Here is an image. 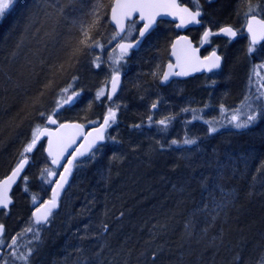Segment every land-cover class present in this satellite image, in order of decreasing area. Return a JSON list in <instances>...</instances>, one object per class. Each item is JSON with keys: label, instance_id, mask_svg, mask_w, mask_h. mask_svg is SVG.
I'll list each match as a JSON object with an SVG mask.
<instances>
[{"label": "trees", "instance_id": "trees-1", "mask_svg": "<svg viewBox=\"0 0 264 264\" xmlns=\"http://www.w3.org/2000/svg\"><path fill=\"white\" fill-rule=\"evenodd\" d=\"M113 1L102 0V20L93 32L102 47L84 49L70 64L66 63L70 46L97 0H75L63 16L57 8L67 0H15L5 12L0 20V166L6 169L0 171V179L17 158L26 156L22 148L28 135L56 107L64 89L82 83L104 88L99 75L106 65L105 51L116 49L119 41L109 21ZM249 3L257 9L252 14L264 18V0H220L216 16L227 26H237L240 16L250 15ZM175 35L173 23H161L134 52L129 63L137 71L133 69L127 103L115 110L118 130L109 129L95 156L74 166L69 188L47 228L41 229L28 216L31 192L15 188L14 203L9 211L0 212V222L6 225L3 237L8 244L17 240L16 253L33 249L27 264H261L264 124L187 136L196 141L192 145L183 143L184 136L173 137L148 103L164 92L159 73ZM228 51L221 88L210 86L204 76L202 83L200 77L182 83L184 91L178 92L191 97L202 84L214 96L222 93L218 101L235 92L240 100L242 77L236 76L234 84ZM131 73L128 70L126 78ZM149 91H155L154 97ZM105 100L106 107L95 103L91 114L103 117L114 101ZM59 114L60 121L85 122ZM29 228L38 231L34 235L26 231ZM2 248L0 264H25L12 255V248Z\"/></svg>", "mask_w": 264, "mask_h": 264}, {"label": "rangeland", "instance_id": "rangeland-1", "mask_svg": "<svg viewBox=\"0 0 264 264\" xmlns=\"http://www.w3.org/2000/svg\"><path fill=\"white\" fill-rule=\"evenodd\" d=\"M219 1L220 0H190V2L195 8L201 9L203 11L202 20L204 22V26L201 28L200 33H198V30L197 31L190 30L189 34L193 37L194 41H196L197 45H201L202 40L200 35L204 34V32L207 29H210L213 35H210L209 39L207 40L206 46H204L205 47L204 51L207 54L212 49L217 50L223 56L224 62L229 55L227 54V51L229 49L232 51L230 57V62H231L230 64L235 79V80L233 79V82H235L234 84H237L236 76H241V77L244 76L245 65H246V75L243 78V85L239 91V94H241V98L235 106H233V104H229L230 107H228V105L225 104V101L229 100V97H226V94L222 95L223 97L226 98L222 97V99H220L219 101L216 99L217 95L222 93L217 94L215 97L212 95L213 98H207L205 100H199L194 97H187L184 94L178 93L177 96H174V98H176V101H174V103H170L172 101L171 99H174L173 97L169 99L168 102H166V100H163V98H158L156 100H152L151 102H149L150 100H148L149 102L148 105L150 107H153L154 104L156 105V107H153L154 116H159L158 117L159 120L166 121L167 128L170 129L172 136L175 138L184 136L185 139H187L186 136L187 133L192 137L194 136L200 137V136H206L207 134H213L208 127H215L218 130L223 129L224 122L227 121L228 124L226 122L225 123L226 125H229L231 116L234 113L238 114L241 117V119H244L245 114L248 111L249 103L253 104V108L259 106L260 111L264 112V97H262L259 100L256 99V97L259 94L264 93V87H262V85H264V44H262L261 46L252 44V42H250L248 37L243 33L242 29L245 26L248 14L245 16L243 15L240 16L239 21L241 19L242 21L239 22L237 26L230 25L237 33L238 37L236 40H231L222 37L220 35V29L221 27L226 25L223 23L222 19H219L216 16L217 13L216 6H217V2ZM257 15L260 14L257 13ZM161 23H159V26L161 25ZM133 24L134 25L128 27L127 34L125 36L126 40H132L136 38L138 25L137 23L136 24L133 23ZM166 34L167 33L165 32V35ZM117 44L115 46L116 49L113 50V48L112 49L110 48L107 50V52L105 51V56H104L105 60L103 62L106 65H103L104 71L102 70L101 74L99 75V80H100L99 86L104 88L97 89L96 88L97 86L94 87L93 85L91 86V88H89L86 86V84L84 85L83 83L82 85H78V86L71 85L67 89L68 90L67 92L64 91L62 93V96L59 98L56 107H53L52 108L53 110L50 113L44 115V119H45L43 120L44 122L42 121L38 123L39 126L36 125V129L45 125L47 118L49 116H52L53 114H54L53 116L57 117L59 120L60 118L58 117V115H56V113L66 115L68 119H74L75 117H79L80 119L85 120L84 123L86 124L98 125L105 117H107L109 111L107 110V108H106L107 111L104 109L103 113H101V115L103 116L101 118H99L100 116L98 114H97L98 116H94L93 114H91V111L93 110L95 103L103 102L104 106L106 107V100L104 101V98L105 99L108 98L107 96L108 85L110 78L112 77V75L115 74V70H118V73L123 74L124 77L123 85L117 96L111 99L114 101L111 104L112 106L109 107V109L111 110L114 109L113 110L114 112L115 110L119 111V104L124 102L127 103L125 101L126 100L125 97L129 89L128 85L129 82L131 81V77H133V75L136 73L134 71H137L136 68H131L132 66L129 63L133 59V54L135 51L130 52L129 54L125 55L123 59H120V52L117 50ZM243 52H244V56H243ZM241 58L244 59L241 60ZM117 60H119V63L116 62ZM168 60H169V56H167L166 61L164 62L166 63ZM128 70H132V73L128 78H126V72ZM220 76H223L222 80L226 79L225 68L223 69V67L219 72L211 74L206 77H208L207 80L209 81L212 80L214 82L216 81L219 82ZM201 77L204 76H200L199 79L200 83L203 82ZM74 84H76V81L74 82ZM172 85H176V84H172ZM236 88H238L237 85ZM101 89L103 90V95H100L98 97L97 94L101 92ZM173 91L174 88L169 89V92H173ZM181 91H183V88H181ZM154 93L155 91H151V92L149 91V95L151 97H154ZM194 93L197 94L198 97H207V94L203 89H197L195 90ZM69 97L73 98L74 103L71 105H64L63 101L65 99H68ZM235 98H236V92L233 93L231 96L232 101H234ZM164 103L166 104V106L164 105ZM228 103H230V101ZM237 110H239V112H237ZM177 116L179 118H177ZM119 120H120L119 115L117 112H115V122L112 121L109 122L108 130L111 128H116L118 130L117 125ZM259 122L264 124V116H261ZM202 123L207 125L204 126ZM230 125L232 126V124ZM33 135L24 144V148H22V150H24L27 147V145L31 143L33 139ZM44 146H45V141L43 140L40 144H38L34 148L33 153L30 156V164H29L30 167L28 169V172L24 174L18 186L15 187V188L19 187L21 191L26 190L31 192L32 194L31 204L28 209L30 210L28 211L30 213V215L28 216L31 217L34 209L33 205L35 199H37V202L39 199L44 200V198L47 197V193H49L50 189L54 184V180L52 179L51 174L53 173L54 174L56 173L57 175L59 174V170L53 168L50 164L49 159L45 156ZM19 160L20 159L17 158L14 161L13 163L14 165L12 166L13 168L19 162ZM13 168H11L10 171ZM5 169L6 168H1L0 166L1 172H4ZM46 225L47 224L39 225V226L42 227L41 229H45L47 228ZM7 241L8 239L6 237H3L0 240V246L8 247L9 244Z\"/></svg>", "mask_w": 264, "mask_h": 264}, {"label": "water", "instance_id": "water-1", "mask_svg": "<svg viewBox=\"0 0 264 264\" xmlns=\"http://www.w3.org/2000/svg\"><path fill=\"white\" fill-rule=\"evenodd\" d=\"M169 2H171V0H169ZM174 2L176 5H178L177 9L161 8V9L155 10V11L159 12V14L155 15L154 23L152 24L149 31L147 33H145V35L143 37L139 36V32L143 28L144 24L147 21L140 19V13L139 12L134 13L131 17H129L124 22L125 23V31L123 33H121L120 35H118V37L121 39V41L118 44H120V43H135L136 40L140 41V43L137 44L135 47L129 49V51H131V50L137 49L141 45L143 40L145 38H147L155 30L159 21L167 20V21H171V22L176 23L175 28L178 31H180L181 33L178 36H176L174 38V40L172 41V44L170 46V54H169L170 60L165 64L163 74L168 73V72L176 73V72H181V71L185 72L186 74L185 75H174V74L169 75V78L167 81L163 80V74H162V78H161V84L162 85H167L168 83H170L174 79H187V78L193 77L194 75H197V74L211 73V72L219 71V70H221L222 65H223V57L217 50H213L208 55L202 56L200 53V48L195 45L191 36L186 33L189 28L198 27V26L202 25V19H201L202 14H203L202 10H199L200 15L198 17H196V19L199 20V23L189 22V17L187 16V14H183L185 19H184V24L181 26V19H180L181 13H179V9L187 8L189 10V12H192V13H194L196 10H193L192 8H190L187 5L181 4L180 0H174ZM113 3H114V1H113ZM169 13H174V14H169ZM254 15L256 16L257 20H264L263 17H261L257 14H254ZM249 16L246 19L244 30L248 34L250 42H252V38H253L252 33H250L248 31ZM134 20H137V22L140 24V28L138 30L136 38L133 40H129V41L128 40H122V37H124V35L127 31V26L129 24V22H133ZM109 21L117 33L119 31V29H118V26L116 25V23L112 20L111 10H110V15H109ZM225 27H229V26H225ZM225 27H222V28H225ZM253 31L255 32L256 39H257V42L255 44L256 45L263 44L264 39L260 38L261 34H262L261 26L253 23ZM223 35H225V34H223ZM225 36H227V35H225ZM236 36L237 35H235L234 37H231V36H228V37L231 39H235ZM203 41L205 42L204 36H203ZM117 50L120 51L118 45H117ZM213 52H215L216 55L220 57V62H219L220 66L218 68H213L211 71H209L208 68L206 67V65L210 64L211 61L207 60L206 58L211 57ZM169 65H171V69L169 68ZM112 77H113V75H112ZM112 77L110 78L109 89H108V97L110 99H113L119 93V90H120L121 85H122V80H123V75L121 73H119V79H118V82L116 85L115 92L113 93V91H112ZM72 103H73V98H71L68 103H63V104L64 105H70ZM51 117L53 119H55L57 121V123L51 124L48 122V118H47L46 125L43 126L42 128H40L42 131V134L39 136V139L37 140L36 145L41 140H45L44 154L50 160L51 166L53 168L59 170L60 172H59V175L55 181V184L53 185L50 197L46 200H43L34 209V211H33L34 220L36 218V215H39L40 213H42L44 211V206L49 200L52 199L54 191H58L59 195L57 197V207L52 210V215L59 209L61 197H62L64 191L68 188V186L71 183L72 176L74 173V168H73L74 165L77 162H79L80 160H83V159L89 157L92 152L97 150L104 143L105 138L103 140H96L95 144L91 147L90 151H87L84 156L77 155V150H79L80 152H85V150L89 148V144L97 136V130H102L104 137H106V132H107V128L106 129L104 128L105 118L98 125L87 127L84 123L79 122V121L59 122V120L56 117H54V116H51ZM61 125H68L69 127L61 128ZM75 125H81L82 127L79 129L72 127ZM44 129H47L51 133V135L43 134ZM90 133H91V135H89ZM50 142H51V144H50ZM36 145H35V147H36ZM50 152L52 153L51 155H50ZM31 153H32V151L27 152L28 156L22 158L7 175H5L4 177H2L0 179V188H2V187H4V182L7 181L9 179V177L12 176L13 171H15V169L20 164V162L22 160H24L25 158H27V163L24 164L23 169L18 173V175L15 177L14 181L8 185L7 196L9 198V200L11 201V203L8 204L7 208H0V211L1 210H9L11 208V206L13 205L14 199L12 197V193H13L15 187L19 184L22 177L24 176L26 170L28 169V166L30 164ZM73 155H76L75 160H72ZM54 158H58V163H53ZM69 160H72L71 165H69L67 163ZM66 167L71 169L70 175H68L64 172V169ZM61 175H67L68 176L67 183L64 184L62 189H57V182L60 181ZM37 209L40 210L39 213L37 212ZM51 216L49 217V220H50ZM0 225H3V224L0 222ZM39 225H45V224L42 223ZM3 228H4V230H3V233H0V238L3 237L4 232H5L4 225H3ZM2 255H3V250L0 249V257Z\"/></svg>", "mask_w": 264, "mask_h": 264}, {"label": "snow or ice", "instance_id": "snow-or-ice-1", "mask_svg": "<svg viewBox=\"0 0 264 264\" xmlns=\"http://www.w3.org/2000/svg\"><path fill=\"white\" fill-rule=\"evenodd\" d=\"M14 0H0V19L3 18L5 12L9 9V7L12 5ZM75 4V0H67L66 4H61L58 8L57 11L59 12L60 16L64 15V9L65 7H71ZM52 7H56L55 4L51 5ZM104 5L102 3V0H97V3L92 7L91 11L87 14L90 19L85 23L81 22L80 28H79V36L76 38V43L75 45L70 46L71 51L69 52V59L66 61V63H71L73 59H75L81 52L84 51V49H90L93 47H102L99 43L98 40L94 38L93 32L94 30H98V25L100 24L102 20V16L100 15V9L103 8ZM258 7V6H257ZM177 9L178 5L175 4L174 0H114V3L112 4L111 7V17L112 20L116 23L118 26L119 31L117 32V35H120L125 31V21L131 17L134 13L139 12L140 13V19L146 20L147 22L144 24L143 28L139 32V36L143 37L145 33L149 31L151 28L152 24L154 23V17L155 15H158L159 12L155 11L157 9ZM257 9L254 8L251 3H249V14L255 13ZM180 19H181V26L184 24V15L187 14L189 17V22H195L199 23V20L196 19L200 15L199 9H197L194 13L189 12L187 8H182L179 9ZM169 14H174V13H169ZM253 23L258 24L261 26V39H264V20H257L256 16L254 14L249 16V22H248V31L252 33V44H255L257 42L256 39V34L253 31ZM220 31L227 35L234 37L236 33L232 30L231 27H225L220 29ZM210 35H213L210 31H206L204 33V39L207 40ZM115 38V37H114ZM123 39V37H122ZM140 41L136 40L135 43H120L118 44V47L120 49V59H123L125 55H127L129 49L135 47L137 44H139ZM207 60H210L211 63L206 65L209 71H211L213 68H218L220 66V57L216 55L215 52L212 53L211 57H207ZM96 60H99V57L96 58ZM119 63V60L116 61ZM97 67H99V63L96 64ZM169 68L171 69V65H169ZM64 69V65H60V70ZM185 75L186 73L181 71V72H176V73H164L163 74V80L167 81L169 78V75ZM119 79V73L118 70H115V74L112 77V91L113 93L115 92L116 85ZM47 87V85H46ZM264 87V85H262ZM65 92H67V89H64ZM98 97L100 95H103V90L99 92ZM262 97H264V93L259 94L256 99L259 100ZM71 97L68 99H65L63 103H68L70 101ZM62 106V105H60ZM153 107H156L154 104ZM239 112V110H237ZM43 115V113H41ZM54 115V114H53ZM261 116H264V112L260 111V107L257 106L256 108H253V104L249 103L248 104V111L245 114L244 119H241V117L234 113L231 116V119L229 121L232 126L237 129V130H250L254 126L257 125L259 122ZM115 122V112L111 109H109L108 115L104 120V128L106 129L109 126V122ZM48 122L51 124L57 123L55 119H53L51 116L48 117ZM161 125H166L165 120L159 121ZM69 127L68 125H61V128H66ZM77 129L81 128V125H75L72 126ZM135 127H139V125H136ZM218 129L215 127H211L210 131L212 133H215ZM42 134V131L40 128H37L31 143L27 145V147L24 149L25 153L31 152L32 149L35 147L37 140L39 139V136ZM43 134H48L51 135V133L47 130H43ZM91 135V133L89 134ZM105 137L103 135L102 130H97V136L94 138V140L89 144V148L85 150V152H80L77 150V155L79 156H84L87 151H90L91 147L95 144L96 140H103ZM185 145H192L195 144V140H190V139H185L183 141ZM51 144V142H50ZM172 144H177V141L173 140ZM52 153L50 152V155ZM92 156H95V153H92ZM76 159V155H73L72 160ZM72 160H69L67 163L69 165L72 164ZM27 163V158L22 160L20 164L17 166L15 171H13L12 176L9 177L7 181L4 182V187L0 188V208H7L8 204L11 203L7 196L8 192V185L14 181L15 177L18 175V173L23 169L24 164ZM53 163H58V158L53 159ZM47 171V170H45ZM64 172L68 175L71 174V169L66 167L64 169ZM54 175V173H53ZM26 179V178H25ZM68 176L67 175H61L60 181L57 182V189H62L64 184L67 183ZM59 195L58 191H54L53 197L51 200H49L45 206H44V211L40 213L39 215H36L35 222L37 225L39 224H46L48 223L49 217L52 215V210L57 207V197ZM37 212L39 213L40 210L37 209ZM3 225H0V233H3ZM105 230H107V225H105ZM26 231L33 232L35 235V231L32 228L27 229ZM38 239V236L36 237ZM17 245V240L13 239L11 243L8 245L9 248L13 249L12 255L15 256L17 259L25 261V264L29 261V257L31 256L33 249L32 248H27L26 251L16 253L15 252V247ZM261 264H264V259L261 260Z\"/></svg>", "mask_w": 264, "mask_h": 264}, {"label": "bare ground", "instance_id": "bare-ground-1", "mask_svg": "<svg viewBox=\"0 0 264 264\" xmlns=\"http://www.w3.org/2000/svg\"><path fill=\"white\" fill-rule=\"evenodd\" d=\"M1 20V19H0ZM244 28H245V26L243 27V33L248 37V39H249V36H248V34L245 32V30H244ZM172 44V43H171ZM264 44V43H263ZM256 45V44H255ZM262 45V44H261ZM261 45H257V46H261ZM244 53V52H243ZM166 64V63H165ZM165 64L163 65V68H162V70H161V72L159 73V79H158V83H159V86H160V88H162V89H164V92H159V93H157L156 95H155V97H154V99L156 100V99H158V98H165V99H171L172 97L174 98V96H177L178 95V93L180 92V90H178L177 92H169V89L170 88H174V86H178V87H183L182 86V84H180V83H177L176 85H174V86H172V87H165L166 85H162L161 84V78H162V74H163V69H164V67H165ZM242 72V71H241ZM246 75V65H245V74H244V76ZM244 76L241 78V85H240V88H239V90L241 89V87H242V85H243V78H244ZM222 78H223V76H220V81L218 82V81H216V82H214V81H209L208 80V82H210V84H211V86L213 87V88H216V89H218V88H221L222 87V82H223V80H222ZM171 83V82H170ZM169 84V83H168ZM167 84V85H168ZM201 86H199V89H203L204 91H205V93L207 94V97H212V95L214 96V92L212 93V91L210 92H208V90L206 89V88H204L203 87V85L202 84H200ZM108 89H109V85H108ZM163 91V90H162ZM184 91V90H183ZM183 91H181V92H183ZM239 92V91H238ZM108 96V95H107ZM216 96V95H215ZM214 96V97H215ZM232 96V95H231ZM231 96L229 97V100H228V102L230 101V104H233V106H235L238 102H239V95H238V93L236 94V98H235V100L234 101H232V99H231ZM191 97H194V98H197V99H199V100H205V99H207V97H198L197 96V94L196 95H192ZM202 98V99H201ZM108 99H109V97H108ZM174 101H176V98H174L170 103H174ZM177 101H178V98H177ZM73 103H74V101H73ZM72 103V104H73ZM169 103V104H170ZM226 104V103H225ZM226 105H228V107H230L229 106V104L227 103ZM65 121H74V120H65ZM59 122H64V121H59ZM226 123H227V121H225ZM224 122V128L223 129H220V130H218V131H216L215 133H219V132H226V131H231V130H237V129H234L230 124L229 125H226V123ZM228 124V123H227ZM207 124H205L204 126H206ZM43 127V126H42ZM42 127H40V128H42ZM209 129L211 128V127H208ZM214 134V133H213ZM32 135L31 134H29L28 135V140L30 139V137H31ZM186 136H189V137H192L191 135H189L188 133L186 134ZM195 137V136H194ZM193 138V137H192ZM28 155H27V153H26V156L25 157H27ZM31 156V155H30ZM24 158V157H23ZM15 167V166H14ZM51 177H52V179L54 180V184H55V181H56V179H57V177H58V175L57 174H51ZM53 184V185H54ZM52 188H53V186H52ZM52 188L50 189V191H49V194H48V196L46 197V198H44V200H46V199H48L49 197H50V194H51V190H52ZM68 188H69V186H68ZM67 188V189H68ZM67 189L64 191V193H63V195L65 194V192L67 191ZM13 193H14V191H13ZM13 193H12V197H13ZM63 195H62V197H63ZM62 197H61V200H62ZM14 199V198H13ZM43 200H41V201H38V202H36L35 204H34V209L42 202ZM61 202V201H60ZM34 209H33V211H34ZM3 211H8V210H1L0 212H3ZM32 217H33V212H32ZM1 223L4 225V227H5V229H6V225H5V223L3 222V221H1ZM5 233V232H4ZM0 249H2L3 250V248L0 246ZM3 254H4V250H3ZM3 256V255H2ZM1 256V257H2ZM1 257H0V259H1Z\"/></svg>", "mask_w": 264, "mask_h": 264}, {"label": "flooded vegetation", "instance_id": "flooded-vegetation-1", "mask_svg": "<svg viewBox=\"0 0 264 264\" xmlns=\"http://www.w3.org/2000/svg\"><path fill=\"white\" fill-rule=\"evenodd\" d=\"M181 3L182 4H186V5H188V6H190L191 8H193L194 10H197V8H195V7H193L192 6V3L190 2V0H181ZM203 18V17H202ZM161 22H170V23H173V22H171V21H164V20H161V21H159L158 22V24H157V27L159 26V23H161ZM175 24L176 23H174V27H175ZM137 25H138V28H139V26H140V24H138L137 23ZM204 26V22L202 23V25L201 26H198V27H192V28H189L188 30H187V34H189V31L190 30H198V33H200L201 32V28ZM157 27L155 28V30L157 29ZM224 27V26H223ZM222 28V27H221ZM154 30V31H155ZM175 30H176V35H175V37L176 36H178L181 32L180 31H178L176 28H175ZM153 31V32H154ZM206 31H210L211 32V30L210 29H207ZM205 31V32H206ZM235 31V30H234ZM204 32V33H205ZM235 33H236V31H235ZM190 35V34H189ZM220 35L222 36V37H224V38H228V39H231V38H229L228 36H225V35H223L222 33H221V31H220ZM236 35H237V33H236ZM191 36V35H190ZM203 36H204V34H202V35H200V37H201V40H202V44L201 45H197L196 44V41H194V39H193V37L191 36V38H192V40L194 41V43H195V45L196 46H198L199 48H200V53H201V55L202 56H206V55H208L211 51H213V50H215V49H212L211 51H209L207 54L205 53V51H204V46H206V42H207V40L209 39V37H208V39L207 40H205V42L203 41ZM174 37V38H175ZM237 37L238 36H236V38L235 39H231V40H236L237 39ZM173 38V39H174ZM173 41V40H172ZM172 43V42H171ZM142 44V43H141ZM171 46V45H170ZM139 48V47H138ZM137 48V49H138ZM137 49H135V50H133V51H136ZM206 50V49H205ZM130 52H132V51H130ZM130 52H128L127 54H129ZM169 54H170V48H169ZM169 56V59H170V55H168ZM223 60H224V58H223ZM168 62V61H167ZM166 62V63H167ZM223 67V66H222ZM164 70V69H163ZM220 71V70H219ZM219 71H215V72H211V73H203V74H197V75H194L193 77H190V78H187V79H174V80H172L171 81V83H169L168 85H166L165 87H172V86H174V85H172V84H177V83H180V84H182V83H184V82H186V81H188L189 79H194V78H196V77H200V76H209V75H211V74H214V73H217V72H219ZM178 90H180L181 91V87H178V86H174V92L176 91H178Z\"/></svg>", "mask_w": 264, "mask_h": 264}]
</instances>
